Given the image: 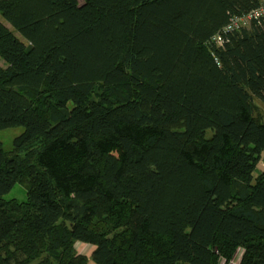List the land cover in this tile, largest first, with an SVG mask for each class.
I'll use <instances>...</instances> for the list:
<instances>
[{"label":"trees","instance_id":"1","mask_svg":"<svg viewBox=\"0 0 264 264\" xmlns=\"http://www.w3.org/2000/svg\"><path fill=\"white\" fill-rule=\"evenodd\" d=\"M263 2L0 0V264H264Z\"/></svg>","mask_w":264,"mask_h":264},{"label":"rangeland","instance_id":"2","mask_svg":"<svg viewBox=\"0 0 264 264\" xmlns=\"http://www.w3.org/2000/svg\"><path fill=\"white\" fill-rule=\"evenodd\" d=\"M0 20L7 24L9 27L11 25L4 19V17L0 13ZM15 34H17L19 37L22 38L20 33L17 31H13ZM0 65L5 66L6 62L3 59L2 56H0ZM24 131V128L19 126V127H11V128H6L0 130V141L3 143V147L6 151H10L14 148V139L20 135ZM259 169H264V163L259 164ZM26 187L23 184L17 183L11 190L5 195L6 199H12L15 198L18 201H24L26 199ZM78 248V246H77ZM79 251H84L82 248H78ZM241 251V250H240ZM240 251L237 253V256H240Z\"/></svg>","mask_w":264,"mask_h":264},{"label":"built area","instance_id":"3","mask_svg":"<svg viewBox=\"0 0 264 264\" xmlns=\"http://www.w3.org/2000/svg\"><path fill=\"white\" fill-rule=\"evenodd\" d=\"M264 14V2L263 4L251 12L243 15V16H236L233 17L231 22L226 26V29H234L240 25H247L252 19L258 18ZM213 41L219 44L220 40L218 37H214Z\"/></svg>","mask_w":264,"mask_h":264},{"label":"crops","instance_id":"4","mask_svg":"<svg viewBox=\"0 0 264 264\" xmlns=\"http://www.w3.org/2000/svg\"><path fill=\"white\" fill-rule=\"evenodd\" d=\"M78 248H82V250L84 251H80V252H83L85 253L87 256H88V263L87 264H95L92 259H91V254H92V251L94 249V245H91V244H87V243H82V242H78L77 245Z\"/></svg>","mask_w":264,"mask_h":264}]
</instances>
